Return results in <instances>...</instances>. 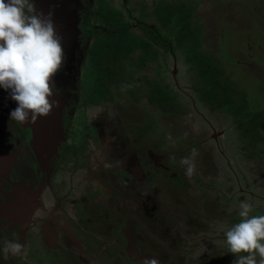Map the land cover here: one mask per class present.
Instances as JSON below:
<instances>
[{
  "label": "trees",
  "instance_id": "obj_1",
  "mask_svg": "<svg viewBox=\"0 0 264 264\" xmlns=\"http://www.w3.org/2000/svg\"><path fill=\"white\" fill-rule=\"evenodd\" d=\"M88 2L91 10L83 9L81 24L61 31L76 45L71 55L74 78L63 87L51 80L59 96L57 112L61 110L56 134L64 123L61 143L57 141L65 164L63 179L84 186L79 194L89 197L95 215L113 217L103 220L110 226L107 233L114 234L109 239L104 235L100 247H88L82 254L91 264H142L146 259L136 252L145 247L159 264H232L241 254L218 251L214 260L201 263L192 256L193 242L186 241V235L193 241L211 235L226 239L224 232L239 217L233 215L237 196L223 192L216 178L203 181L196 171L185 175L180 163L185 148L191 156L197 149L194 158L198 156L201 170L215 172L199 142L186 134L183 116L194 100L204 113L221 117L236 136L238 158L254 172L264 169V44L258 35L263 24L252 19L247 27L249 22L241 18L243 28L234 27L235 16L227 19L219 13L215 17L220 25L208 23L197 14L200 0H159L154 9L138 4L136 16L125 0ZM251 2L241 0L248 3L241 9L258 15ZM257 2L264 15V0ZM156 8L157 21L151 16ZM214 28L216 32H208ZM234 47L241 56L233 53ZM168 55L183 59L188 93L169 78ZM93 168L104 175L101 187L100 181L89 183L88 170ZM71 193L64 189L62 199ZM211 201L219 214L203 211ZM219 225L224 227L221 235ZM83 234L97 240L95 233ZM31 246L24 264H44L41 250ZM93 249L96 256L89 254ZM51 260L48 264H54ZM75 263L84 264L80 259Z\"/></svg>",
  "mask_w": 264,
  "mask_h": 264
},
{
  "label": "rangeland",
  "instance_id": "obj_2",
  "mask_svg": "<svg viewBox=\"0 0 264 264\" xmlns=\"http://www.w3.org/2000/svg\"><path fill=\"white\" fill-rule=\"evenodd\" d=\"M158 1L159 0H126L125 2L132 8L133 15L136 16L140 13L137 6L138 4L146 3L147 5L151 6V9H154V5H155L154 3H157ZM200 1L201 3L199 4V8L202 13L197 11V14L201 16L203 15L206 18V20H208V23L216 22V26L220 25V23L218 18L215 17V13L216 14L219 13L223 15L222 17L227 19L228 16L230 17L235 16L234 20L235 19L236 20L234 21L233 24L234 27L243 26L241 18L245 19V21L243 22H249L248 25H246L247 27L250 24H253L254 20L252 21V19L255 20L257 19L256 23H259V25L263 24L262 30L258 31V35L260 36V38L262 39V43L264 44V15L262 14V10L259 8L261 4H259L257 0H251L252 1L251 3L253 4L254 8L257 9L256 11L255 10L254 11L257 12L258 15L257 14L253 15V13H250L249 10L247 11V13L246 11L244 12L241 8L248 6V3L242 4L241 0H227L226 6L224 4L225 3L224 0H200ZM142 8H144V6H142ZM158 11L159 8H156L155 10L151 11V16L153 15L156 18L155 19L153 17L155 21H157ZM203 13H205V15ZM255 15H257V17L253 18ZM163 16L164 18L167 17L166 15ZM43 19H47V16L46 17L43 16ZM52 23L54 25L55 35L60 40L62 51L64 50L63 51L64 59L62 62V67L57 71V73L54 74L51 80L53 81V83L56 84L57 87H63L66 86L67 84H70L74 78L73 74H74L75 66L73 64V57L71 56L73 52L71 51H75L76 45L73 41L72 42L69 40L66 41L64 37L57 32V26L54 23V21ZM208 27H211V25H209ZM250 27H252V25H250ZM215 29L216 28L208 30V32L209 31L216 32ZM66 51L68 53H66ZM233 53L241 56L240 55L241 53H239L235 47L233 49ZM253 54L257 56L254 52ZM167 60H168V68H169L168 71L169 78H172L173 79L172 81L173 82L175 81L174 83L177 84V86H179L180 89H182L185 93H188L189 85L187 82V77L185 72L186 65L182 61L183 59L182 58L176 59V57H171L170 55H168ZM174 63H176V66H174ZM251 64L253 63L251 62ZM50 86L53 92V87H52L53 85L51 81H50ZM53 94H55V92H53ZM54 100L59 101L58 96L55 97ZM50 115L51 112L49 113V116ZM183 119H184V124L186 123L188 124L186 134L191 138H193L194 141L199 142L197 144L200 145V149L204 157L206 155L207 156L206 160L214 167L213 169L215 172L214 174L213 172L210 171H203L200 169V165H198L199 160L196 159L198 156L194 158V156L188 154L187 148H185L184 150H180L181 153H183L184 157L188 158L195 165V171L199 175H201L203 181H209L210 177H214L216 178V182H215L216 186L218 185L223 192H225L229 196H237L238 203L237 205H235L236 211L233 210L234 211L233 215L239 217L238 215L239 203L244 200H247L249 203L252 204L253 207H256L255 209H253L250 215H264V169L261 168L259 172H254L252 169L248 168L249 163L247 162L246 164L244 158L242 157H241L242 159L238 158V154H237L238 149L237 146H235L236 142L234 143L236 136L234 132L232 133L230 132L231 131L230 126L227 124V122L224 121V119H222L221 117L216 116L214 114L204 113L201 109L197 107L196 102L194 100L190 104L189 112L185 116H183ZM37 123H38L37 125L40 124L41 126H43L44 132H46L42 136L45 137L43 138V140L44 139L50 140V138H53V136L62 138L61 131L64 127V123H62V127L60 128V132L58 133V135L56 134V132H52V127L50 126L49 121L45 117L43 116L38 117ZM11 127L14 130H16L15 125H12ZM212 128L216 129L218 133L214 134ZM20 129L21 128L19 127V130ZM57 131H59L58 128ZM0 134H1L0 146L2 147L6 143H9L10 141L7 139L5 130L2 131ZM22 134L23 137H26V131L25 132L22 131ZM169 135L175 138L174 131H169ZM19 137L15 138L16 141L15 142L13 141L12 146H14V148L22 149L23 146H20L22 143L20 141L21 138L19 139ZM11 139L12 138H10V140ZM146 141L152 142L151 144L155 145L153 143V138L151 137H148ZM44 147L45 146L43 144V149ZM57 149H59L57 148V145H56V152L55 149L53 148L51 149V153L55 154L52 159V162L55 161V164L53 165V169H52L53 170L52 172H54L52 174V177L53 179L54 177L56 178L57 183L56 182L55 183L57 185H54V180H52L50 187H52V189L53 186L55 187L52 191L54 195L55 194L57 195V198L62 200L60 201L61 205H59V203L56 204L51 190L49 191L47 187L43 188L40 195L41 197L39 196L38 200H36V204L33 209L34 215H32L33 216L32 221L31 223H29V226L27 227L28 230H26L25 233L26 238L24 239L22 244L20 262L17 264H24V262L22 263L23 260L27 261L26 252L30 248L29 246H31L32 242L34 243V246L31 247L41 250L38 251L39 254L41 253L39 257L41 258V261L44 264H48L52 262L51 259H53L54 264H76L75 263L76 259H80L84 264H91L89 259L82 254V251H86L88 247L90 248L95 246L100 247L99 241L100 239H102L101 237H103L104 235L107 236L114 234L113 232L112 234L111 232L109 234L107 233L110 226L103 220V218L110 219L113 217H109L111 215H95L97 211L94 212L89 210L91 209V205H90L91 200L89 199V197L84 198L83 196H80L79 194L81 193L80 187L83 185H80L79 188H77L75 185L65 182V180L63 179V176H65L63 174L65 164L61 157V150H59L58 152ZM170 152L171 150L164 153V156H166L167 159L169 158ZM0 153L2 154L5 152L2 150ZM7 155L9 154L5 153L4 157H7ZM181 159H183V156L181 157ZM42 161L44 164H47L48 162L47 158L45 161L44 157L42 158ZM184 166L187 169L188 165H184ZM210 166L211 165H209L208 167ZM216 170L217 171L220 170V171L217 172ZM177 171L178 170H176V172ZM88 173L92 175V178L89 180V183L94 180L95 182H99L100 177L104 176L102 175V172L99 171L98 168L90 169L88 170ZM74 179H78V176L77 177L74 176ZM87 184L88 183L86 182L85 186ZM98 184L100 185V187L103 186L102 180ZM64 189L72 190V193L68 195L67 199L63 200L62 196H65ZM128 204L132 205L131 202ZM180 204L181 202L179 203V205ZM201 204L202 203H200V205ZM159 205H163V204H159ZM54 206L55 208H53V211L50 213L52 207ZM169 206H171L173 209H177L176 205H169ZM57 207L60 208L63 207L65 211L62 212ZM173 209H171V211H175ZM213 209L215 210L214 214L220 213V209L217 208V203L211 201L210 203H205V207L203 211H206V213H213ZM48 213L50 214L48 215ZM239 220L240 217L234 220L232 224L238 223ZM223 229L224 227L219 225L218 235H221L223 233ZM90 232L96 234L97 240L96 239L94 240L89 236L85 237V234H83ZM186 241L193 242L191 243L192 246L190 247L193 251L192 256H195V259L201 261V263H206L209 260V258H211V260H214L215 254L218 251H220L222 254L228 252L226 247V239L218 238L217 236L211 235V237L207 238L206 240H204V238H201L198 241L197 240L193 241V239L189 238L186 235ZM94 250L96 249L91 250V253L89 252L90 256H92V254L93 255L96 254ZM150 252L151 251L149 249L145 247H141L136 252V254L140 257H144V259L146 260H152L154 259V257H152L151 255L152 253ZM14 262H16V260H14Z\"/></svg>",
  "mask_w": 264,
  "mask_h": 264
},
{
  "label": "clouds",
  "instance_id": "obj_3",
  "mask_svg": "<svg viewBox=\"0 0 264 264\" xmlns=\"http://www.w3.org/2000/svg\"><path fill=\"white\" fill-rule=\"evenodd\" d=\"M42 15L36 11L35 0H0V88L16 102L9 119L20 125L35 124L38 117L49 115L54 104L58 106L49 99L53 95L50 81L62 67L63 51L50 16L43 19ZM197 154L192 149V156ZM180 163L188 165L185 175L191 177L195 165L188 158ZM252 211L251 203L241 201L239 222L224 232L227 251L241 254L232 264H264V215H250ZM21 249V244L9 243L5 259L9 251L20 254ZM142 264L159 262L152 259Z\"/></svg>",
  "mask_w": 264,
  "mask_h": 264
},
{
  "label": "flooded vegetation",
  "instance_id": "obj_4",
  "mask_svg": "<svg viewBox=\"0 0 264 264\" xmlns=\"http://www.w3.org/2000/svg\"><path fill=\"white\" fill-rule=\"evenodd\" d=\"M126 6L128 9H131L127 4ZM35 8L37 13L43 14L42 18L43 16L46 17L47 14L50 16L51 21H54L57 26V32L66 41H68V38L61 31L63 32L65 28L69 27H73L74 29L80 25L85 17L83 16V9L91 10L88 0H35ZM47 18L49 17L47 16ZM89 24L95 25L93 20H90ZM66 53L68 52L66 51ZM57 96V94H53L50 101H55L54 98ZM57 102L59 103L58 100ZM53 106L50 111L51 115L45 118L49 121L52 132H56V129L59 127L55 123L59 119L61 110L57 112V109L60 107L55 104ZM16 107V102L10 99L9 91L0 88V133L5 130L7 139L10 141L4 146H0V152L3 150L9 154L7 158L4 157L5 153H0V250L1 245L5 249L9 243L23 244L26 238V230H28L27 227L32 221V215H34L33 209L36 200L41 195L43 188L47 187L49 191L51 190L56 204L59 203L61 205L60 201H62L57 198L56 194L54 195L52 187H50L52 180H55L52 177L54 173L52 169L55 164V161L52 162V159L55 154L51 153V149H55L56 152L57 141L61 143L62 139L53 136V140H43L45 137L42 136L46 132H44V128L40 124L20 125L11 122L9 115ZM30 119L31 116L29 115ZM12 125L16 126V130L11 127ZM18 126L21 128L20 130ZM22 131H26V137L22 136ZM17 136H20L19 139L21 138L20 141L22 144L20 146H23L22 149L12 146L13 141H16L15 138H18ZM10 138L12 139L10 140ZM42 143L45 146L44 149ZM43 157L45 161L47 158V164L43 163ZM49 172H52V174L47 175ZM53 208L55 206L52 207L50 213L53 211ZM57 208L62 212L65 211L63 207ZM20 256L21 253L13 254L9 251L7 259H5L4 250L3 252L0 251V264H17L20 262Z\"/></svg>",
  "mask_w": 264,
  "mask_h": 264
},
{
  "label": "water",
  "instance_id": "obj_5",
  "mask_svg": "<svg viewBox=\"0 0 264 264\" xmlns=\"http://www.w3.org/2000/svg\"><path fill=\"white\" fill-rule=\"evenodd\" d=\"M174 60H175V58H174ZM174 66H176V63H174ZM212 130H213V133L215 134H217L218 133V131L216 130V129H214V128H212Z\"/></svg>",
  "mask_w": 264,
  "mask_h": 264
}]
</instances>
